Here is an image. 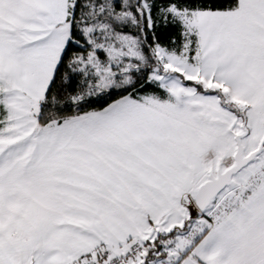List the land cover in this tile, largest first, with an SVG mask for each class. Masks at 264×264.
<instances>
[{"label": "snow or ice", "instance_id": "6c2138e0", "mask_svg": "<svg viewBox=\"0 0 264 264\" xmlns=\"http://www.w3.org/2000/svg\"><path fill=\"white\" fill-rule=\"evenodd\" d=\"M0 264H264V0H0Z\"/></svg>", "mask_w": 264, "mask_h": 264}]
</instances>
